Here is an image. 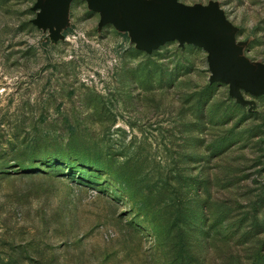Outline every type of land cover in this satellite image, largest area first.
<instances>
[{
    "label": "rangeland",
    "instance_id": "rangeland-1",
    "mask_svg": "<svg viewBox=\"0 0 264 264\" xmlns=\"http://www.w3.org/2000/svg\"><path fill=\"white\" fill-rule=\"evenodd\" d=\"M178 3L264 64V0ZM180 37L0 0V264H264V85L215 79Z\"/></svg>",
    "mask_w": 264,
    "mask_h": 264
},
{
    "label": "water",
    "instance_id": "water-1",
    "mask_svg": "<svg viewBox=\"0 0 264 264\" xmlns=\"http://www.w3.org/2000/svg\"><path fill=\"white\" fill-rule=\"evenodd\" d=\"M105 20L131 32L136 40L147 47L158 46L168 40L177 39L187 28L202 37L201 47L210 54L211 69L217 80L235 82L241 80L247 85H264V64H245L234 61L240 52L229 44V32H222L216 16L203 7H189L178 0H158L153 5H135L113 0H88ZM124 4V5H123ZM125 5L129 6L126 7ZM167 27L168 32L154 31V28ZM181 38V37H180ZM233 60H227V53ZM236 58V57H235Z\"/></svg>",
    "mask_w": 264,
    "mask_h": 264
}]
</instances>
